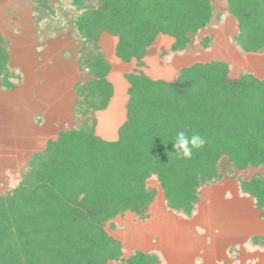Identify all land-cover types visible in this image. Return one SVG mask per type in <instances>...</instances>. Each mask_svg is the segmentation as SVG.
Returning a JSON list of instances; mask_svg holds the SVG:
<instances>
[{"label": "trees", "instance_id": "16d2710c", "mask_svg": "<svg viewBox=\"0 0 264 264\" xmlns=\"http://www.w3.org/2000/svg\"><path fill=\"white\" fill-rule=\"evenodd\" d=\"M235 18L231 42L243 53L264 51V0H225ZM81 44L73 85L72 126L59 131L26 163L18 184L0 195V264H163L154 251L124 256L121 242L106 230L125 212L140 218L157 194L168 212L193 217L201 190L229 173L241 194L264 218V80L242 72L228 76L218 60L181 68L170 82L141 71L124 74L125 119L116 138L95 133V113L107 108L111 65L100 46L116 39L114 55L141 68L159 36L172 39L165 54L197 43L215 10L214 0H66ZM17 73L0 38V87L11 89ZM198 134L205 145L185 159L175 153L176 134ZM249 245L264 249V236Z\"/></svg>", "mask_w": 264, "mask_h": 264}, {"label": "rangeland", "instance_id": "374dc122", "mask_svg": "<svg viewBox=\"0 0 264 264\" xmlns=\"http://www.w3.org/2000/svg\"><path fill=\"white\" fill-rule=\"evenodd\" d=\"M214 6L210 23L198 35L211 37L209 48L195 43L178 54L162 55V51L169 50L172 39L159 36L141 68L134 62L126 64L117 59L116 39L102 35L100 46L111 65L107 80L113 93L107 108L95 113L97 135L108 140L116 138L128 99V84L123 76L132 71L170 82L183 67L218 60L229 66L228 76L232 79L246 72L264 80V51L243 53L237 49L231 42L237 24L233 16L226 14V1L214 0ZM73 17L66 0H0V38L18 76L10 80L11 89L0 87V195L18 184L32 155L43 151L48 141L56 140L60 130L72 126L73 85L81 75L77 67L81 40L71 24ZM254 172L226 170L227 179L201 191L198 211L189 219L168 212L156 183L150 181L157 194L144 216L125 212L116 216L106 230L121 242L124 256L133 250L148 252L158 247L166 264H200L201 251L180 245L181 230L197 222L201 229L194 226L195 233L205 232L216 245L219 264H261L264 254L247 244L250 236L264 233V218L252 200L240 193L235 179L237 175L246 181ZM186 239L185 236L183 241Z\"/></svg>", "mask_w": 264, "mask_h": 264}, {"label": "crops", "instance_id": "0c3cea01", "mask_svg": "<svg viewBox=\"0 0 264 264\" xmlns=\"http://www.w3.org/2000/svg\"><path fill=\"white\" fill-rule=\"evenodd\" d=\"M199 204H200V202H199ZM199 204H198V207H199ZM197 211H198V209H197ZM246 220L247 219H244V221H246ZM203 223H204L205 227H206V225H208V223H206V220ZM195 224L193 225V224L189 223V224L184 226L183 230H181V232L183 233V237L181 239V244L180 245L184 249L185 248H189L190 250L193 249L192 251H195V250H198L199 252L201 251V253H202L201 256L203 258V263H200V264H216V263L219 264V261H218L219 258H220V256H218L220 254L219 250L216 249V245L215 244L211 243L210 238L207 236V234H205V232H204L203 235L200 234V233L199 234L195 233L196 228H194V226L199 228V229H201L198 226L197 222ZM201 227H204V226H202V224H201ZM182 233H181V235H182ZM258 235L264 236V233H261V234H258ZM185 236L187 237V239H186V241H183V238ZM247 245H248V248H251L252 250H255V252H256V250H258V252H262L264 254V249L251 246V245H249V243ZM154 252H156L157 254L160 255L162 261L164 260L163 257L160 254L161 251H159L158 247L155 249ZM217 257H219V258H217ZM261 257H263V259L261 258V264H264V255H262ZM251 259L254 261V258H251ZM220 261H221V259H220ZM253 263L255 264L256 261H254ZM163 264H166V263L163 261ZM256 264H258V263H256Z\"/></svg>", "mask_w": 264, "mask_h": 264}, {"label": "clouds", "instance_id": "9594fccd", "mask_svg": "<svg viewBox=\"0 0 264 264\" xmlns=\"http://www.w3.org/2000/svg\"><path fill=\"white\" fill-rule=\"evenodd\" d=\"M206 141L198 134H193L191 137L185 132L180 131L176 134L174 140L175 153L181 155L185 159L192 157L193 149H200L205 145Z\"/></svg>", "mask_w": 264, "mask_h": 264}]
</instances>
